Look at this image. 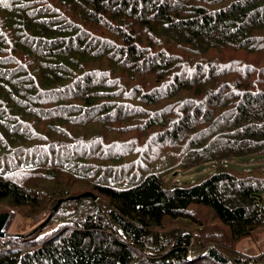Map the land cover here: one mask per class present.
<instances>
[{"label": "trees", "instance_id": "1", "mask_svg": "<svg viewBox=\"0 0 264 264\" xmlns=\"http://www.w3.org/2000/svg\"><path fill=\"white\" fill-rule=\"evenodd\" d=\"M229 49L264 54V0H0V201L97 197L0 264H264V65Z\"/></svg>", "mask_w": 264, "mask_h": 264}, {"label": "rangeland", "instance_id": "2", "mask_svg": "<svg viewBox=\"0 0 264 264\" xmlns=\"http://www.w3.org/2000/svg\"><path fill=\"white\" fill-rule=\"evenodd\" d=\"M212 52L213 54H219L220 57L218 58H220L221 61L223 62L232 60L233 62H241L243 64L253 63L255 64V66L264 65V54L262 55L261 54H257V55L247 54L243 51H233L230 49L224 52H219V53L216 51H212ZM262 52L264 53V51ZM180 56H184V55L181 53ZM216 60H219V59H216ZM189 67H191L190 64H189ZM185 70L187 72L183 76L190 74V70L188 68H186ZM187 76H190V75H187ZM172 102H175V101H172ZM172 104H173L171 106L172 110L176 111V103H172ZM116 136H117L116 137L117 139H123L127 143L130 142V138L135 139L133 140V142L136 141L135 148L141 145V143L143 142L145 138L144 136H138V134H136L134 130H129L124 133H116ZM133 142L131 141L128 144V146L124 145L123 148L117 147V149L120 148L124 150L125 152H129L131 150L128 148L133 147L132 146ZM256 163H259V161L248 162L249 165H254ZM230 165L234 167L242 168L237 163H230ZM205 170H208V166L201 167L200 171L194 174H198L201 171H205ZM192 176L189 175L184 178L186 179L189 178L191 180L194 178ZM181 178H183L182 174L178 172L175 178L177 183H181L180 182ZM68 184H70V182ZM54 185L55 184H51V185L44 184L42 186L47 188L48 191H51L53 190ZM87 191H91V190L89 188L82 187L79 184H75V185L71 184L69 192L65 194L64 196H62L61 199H59V200H62L64 199V197L67 198L69 201L66 202V205H69V204L70 205L67 207H63L62 206L63 202H60L56 207L57 208L56 212H54L53 208L58 201L56 202L55 200L54 202L53 200H51L50 196L46 197L45 199H42L40 204L36 207L24 206V207L14 208L12 206L7 205L3 201H0V210L9 212L7 220L4 225L5 235L1 236L0 239L6 240L9 235H20V236L21 235L29 236V234L31 235L33 232L36 231L37 228H40L42 227V225H44V223L49 218V215L52 212H53L52 213L53 215L50 218V220L47 223H45L42 230L39 231L38 239H41V237L44 236V234L46 235L50 230L62 229L67 224V221L72 220L73 218L71 212L74 209V207L71 204H73L72 201H74L75 199L73 200L69 198H75V196H78L77 194H81ZM76 200L78 202L82 201L81 199H76ZM79 204H80L81 210L84 213L87 212L88 210L87 203L84 204L82 202H79ZM194 210L198 212L199 216L203 219L204 222L213 223L215 221V218L211 215V213L205 207L195 206ZM41 222H44V223L41 226H39ZM185 225L186 224H184V221H181V220L180 221H170V220L165 221V228H170L176 231H180L181 229H183ZM236 247L240 249L242 252H246L248 254H256L257 252L263 250L264 249V229H260V230L257 229L251 236L242 238L236 243Z\"/></svg>", "mask_w": 264, "mask_h": 264}, {"label": "water", "instance_id": "3", "mask_svg": "<svg viewBox=\"0 0 264 264\" xmlns=\"http://www.w3.org/2000/svg\"><path fill=\"white\" fill-rule=\"evenodd\" d=\"M82 196H92L94 197L95 199L97 197H95V195H93L91 192H84V193H81ZM79 197L78 196H75V198ZM61 202V200H58V202L56 203V205L54 206V210L56 209L57 205ZM8 211H2L0 212V237L3 236L5 234V230H4V225H5V222L7 220V217H8ZM44 222H41L39 224V226H41Z\"/></svg>", "mask_w": 264, "mask_h": 264}, {"label": "bare ground", "instance_id": "4", "mask_svg": "<svg viewBox=\"0 0 264 264\" xmlns=\"http://www.w3.org/2000/svg\"><path fill=\"white\" fill-rule=\"evenodd\" d=\"M45 235V234H44Z\"/></svg>", "mask_w": 264, "mask_h": 264}]
</instances>
